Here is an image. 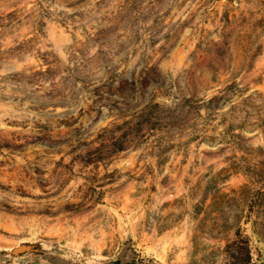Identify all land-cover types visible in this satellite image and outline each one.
I'll return each instance as SVG.
<instances>
[{
  "label": "rangeland",
  "instance_id": "1",
  "mask_svg": "<svg viewBox=\"0 0 264 264\" xmlns=\"http://www.w3.org/2000/svg\"><path fill=\"white\" fill-rule=\"evenodd\" d=\"M238 228L264 264V0H0V264H223Z\"/></svg>",
  "mask_w": 264,
  "mask_h": 264
},
{
  "label": "trees",
  "instance_id": "2",
  "mask_svg": "<svg viewBox=\"0 0 264 264\" xmlns=\"http://www.w3.org/2000/svg\"><path fill=\"white\" fill-rule=\"evenodd\" d=\"M121 148H126V145L123 144ZM224 254L223 264H261L259 259L253 257L251 237L241 228L237 229L234 239L226 244Z\"/></svg>",
  "mask_w": 264,
  "mask_h": 264
},
{
  "label": "water",
  "instance_id": "3",
  "mask_svg": "<svg viewBox=\"0 0 264 264\" xmlns=\"http://www.w3.org/2000/svg\"><path fill=\"white\" fill-rule=\"evenodd\" d=\"M17 251V250H16Z\"/></svg>",
  "mask_w": 264,
  "mask_h": 264
}]
</instances>
